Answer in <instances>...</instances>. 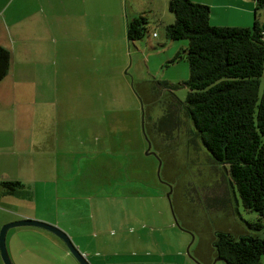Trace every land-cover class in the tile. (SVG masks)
I'll use <instances>...</instances> for the list:
<instances>
[{
  "label": "rangeland",
  "instance_id": "1",
  "mask_svg": "<svg viewBox=\"0 0 264 264\" xmlns=\"http://www.w3.org/2000/svg\"><path fill=\"white\" fill-rule=\"evenodd\" d=\"M10 3L18 6L19 0H0V41L6 45L7 32L19 33L18 26L7 25L18 18L11 16ZM142 4L148 10L147 34L131 43L130 50L127 45L97 55L87 74L77 70L89 79L91 100L88 94L79 96L85 92L75 86L69 66L76 69L77 61H89L95 54L76 59L78 44L75 50L65 49L57 83L51 84L46 79L57 72L47 64L36 71L29 60L21 71L17 43L10 73L0 84V95L14 97L6 100L11 106L0 103V116L33 128L29 138L17 139L19 151L36 168L38 189L59 197L65 211L57 226L91 264H207L211 253V264H227L213 246L217 231L264 238V226L258 211L244 206L229 166L213 159L180 107L188 95L190 67L175 57L189 42L168 38L166 26L175 15L169 8L164 13L162 2ZM224 12L214 14L216 26H234L242 14L235 8ZM26 74L36 81L23 85ZM263 90L264 72L260 94ZM13 142L7 133L0 134L5 158L0 176L17 171L20 154L7 148ZM7 246L15 264H29L39 250L52 264H81L61 237L38 226L11 228ZM29 246V256L20 252ZM0 264H5L1 252Z\"/></svg>",
  "mask_w": 264,
  "mask_h": 264
},
{
  "label": "trees",
  "instance_id": "2",
  "mask_svg": "<svg viewBox=\"0 0 264 264\" xmlns=\"http://www.w3.org/2000/svg\"><path fill=\"white\" fill-rule=\"evenodd\" d=\"M255 1L253 27L211 24V7L193 0H170L174 22L166 26L171 40L188 39L175 61L189 63L188 95L180 107L192 118L197 133L215 161L229 166L244 206L264 219V26L259 15L264 0ZM146 14L130 19L131 43L149 30ZM174 60V59H172ZM12 52L0 45V82L9 74ZM167 87L172 88L168 83ZM1 193L30 198L33 191L20 180H2ZM259 222L264 226V221ZM216 254L227 264H262L264 238L217 231ZM126 264V263H119Z\"/></svg>",
  "mask_w": 264,
  "mask_h": 264
},
{
  "label": "crops",
  "instance_id": "3",
  "mask_svg": "<svg viewBox=\"0 0 264 264\" xmlns=\"http://www.w3.org/2000/svg\"><path fill=\"white\" fill-rule=\"evenodd\" d=\"M142 1H145L149 6H154L156 2H162L164 13L168 8L170 9V0H139L140 4L139 2L137 3V0H19L18 6H11V3L9 4V7H12L10 9L11 16H18V18L12 19L10 24H7L11 25V27L18 26L19 33L17 35L13 31L7 32V38L10 44L6 45L0 41V45L11 50L13 60V48L18 43L20 48L19 58L21 71H23L25 64L29 60L35 62L36 71L46 64L49 67L51 66L52 71L57 72L55 77L46 79L51 84L57 83L59 70L61 69L60 57L65 49L70 48L75 50L76 44H78L80 51L76 53V59L86 58L85 54L88 56L90 53L95 54L96 56H91L89 61H77L78 65H74L76 69L72 68L71 64L69 66V69L73 70L75 74L71 78L74 79L75 86L82 88L85 92L79 96L88 94V98L91 100L92 92L89 93V90L92 87L90 86L89 79L83 78L82 73L77 70H82L84 74H87V71L91 69V61H97L99 59L97 55H104L110 51L124 49L127 45H129L130 50L131 42L127 37V23L130 19L148 12L142 6ZM193 1L205 3L211 7L210 21L212 24H217V19L213 17L214 14L226 15L227 13L224 12L225 9L230 8L232 11L234 8L238 9L242 13L237 23H234V26L251 27V14L254 16L253 23L255 22L254 0ZM169 13L171 14V10H169ZM259 16V22L264 26V10L261 11ZM155 34L153 33L152 35L150 31L152 37L158 36V34ZM152 41L154 42V40ZM95 68L100 70V65L97 64ZM21 78L23 85L36 81V77L33 78L27 74L21 76ZM96 85L98 86L97 90L99 92L103 91V83L99 82ZM12 97L14 95L9 93L1 94L0 103L3 102L6 103V106H11L6 100ZM2 118L0 116V134L3 135L5 132L10 138H14V142L7 148L12 152H19L20 158L18 159L17 171L14 175L3 173L0 176V211L4 213L0 218V227L8 222L24 218L43 220L58 225L60 213L62 210L65 211L60 205L59 197L56 196L54 198L52 191L46 192L44 189H38V186L33 181L37 170L30 165L28 156L25 154L22 157L21 151H19L20 147L17 139L29 138L33 133V128L18 122L13 123L14 120L11 118L8 120ZM89 129L92 128L89 127ZM24 146H26L25 143ZM36 148H38V145H36ZM73 149L76 148L73 146ZM77 149L81 150L82 146L79 145ZM3 151L4 148L0 145V165H2L5 159L2 154ZM38 152L40 154L39 148ZM74 154L76 156V150ZM2 180H20L25 183L27 188L33 191V195L30 198L3 195L1 193ZM66 230L74 238V235L69 229ZM31 246L27 249L20 250V252L29 256L32 253ZM36 247L35 249H41V247ZM39 251L35 253L37 257L31 256L28 258L27 261H29V264H52L47 258L39 256ZM19 255L21 256V254ZM214 256L211 253L207 257V264L212 263ZM189 261L182 260L179 262L178 260H172V262L179 264H196V262L192 263Z\"/></svg>",
  "mask_w": 264,
  "mask_h": 264
},
{
  "label": "water",
  "instance_id": "4",
  "mask_svg": "<svg viewBox=\"0 0 264 264\" xmlns=\"http://www.w3.org/2000/svg\"><path fill=\"white\" fill-rule=\"evenodd\" d=\"M150 147H151V144H149V148ZM17 226H38V227H42L44 229H47V230L55 233L57 236L61 237L66 242L70 251L74 254V256L78 259V261L81 264H91L87 260V258L74 245V243L71 241L69 235L64 230H62L57 225H54V224H51V223H48L45 221H41V220L30 219V218L15 220V221L6 223L2 226V228L0 230V252H1V256H2V259H3L5 264H15L11 255H10V252H9V249L7 246V234L11 228L17 227ZM218 259L224 260L220 256Z\"/></svg>",
  "mask_w": 264,
  "mask_h": 264
},
{
  "label": "built area",
  "instance_id": "5",
  "mask_svg": "<svg viewBox=\"0 0 264 264\" xmlns=\"http://www.w3.org/2000/svg\"><path fill=\"white\" fill-rule=\"evenodd\" d=\"M156 35V34H155Z\"/></svg>",
  "mask_w": 264,
  "mask_h": 264
}]
</instances>
